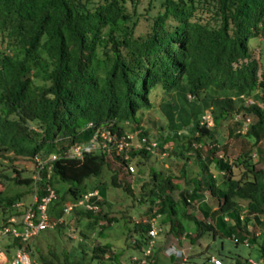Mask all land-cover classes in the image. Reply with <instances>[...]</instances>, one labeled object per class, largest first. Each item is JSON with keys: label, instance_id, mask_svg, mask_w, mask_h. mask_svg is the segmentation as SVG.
Listing matches in <instances>:
<instances>
[{"label": "trees", "instance_id": "16d2710c", "mask_svg": "<svg viewBox=\"0 0 264 264\" xmlns=\"http://www.w3.org/2000/svg\"><path fill=\"white\" fill-rule=\"evenodd\" d=\"M259 39L264 40V0H0V150L30 157L41 151L42 157L57 154L48 179L57 193L51 219L63 214L65 200L86 192L79 184L101 173L109 158L129 171L136 154H151L145 147L110 151L101 145L102 128L116 135L138 130L156 141L159 151H190L199 164L191 186L180 188L175 175L152 170V185L142 194L149 201L146 219L138 221V235L131 241L136 254L147 241L149 219L165 214L178 241L184 235L194 242L204 233L235 243L248 238L264 263V167L254 169L251 149L242 151L234 162L246 168L235 177L233 163L217 154L221 139L215 129L241 112L236 134L248 117L243 136L253 144L264 138V59L253 55L251 45ZM252 94L261 105L241 100ZM205 97L213 127L200 123ZM233 98L239 99L237 106ZM91 142L97 147L81 156L64 154L74 144ZM257 149L264 157V149ZM180 172L185 175L184 164ZM0 178L32 190L29 175L16 171L0 173ZM54 178L70 182L63 193ZM110 179L122 185L117 171ZM123 186L131 191L130 183ZM3 190L2 212L24 195ZM206 192L216 204L205 198ZM239 200L245 201L244 214ZM191 202L210 221L189 211ZM97 203V212L73 211L78 220L84 215L97 223L101 233L115 218L102 210V199ZM251 221L260 231L247 237ZM94 250L103 257L108 244ZM155 259L153 249L148 264H157ZM222 262L251 264L248 256ZM60 264L80 263L66 257Z\"/></svg>", "mask_w": 264, "mask_h": 264}, {"label": "rangeland", "instance_id": "374dc122", "mask_svg": "<svg viewBox=\"0 0 264 264\" xmlns=\"http://www.w3.org/2000/svg\"><path fill=\"white\" fill-rule=\"evenodd\" d=\"M251 45L253 55L255 57L259 56L263 60L264 40H254L251 42ZM189 98H193L191 94ZM206 98L200 99V102L204 106L202 113L207 112L209 114L210 122L207 126L213 127L215 125L211 121V105L205 100ZM233 99L235 106H237L240 102L239 99ZM241 100L245 103L253 101L259 102V99L254 94L244 95L241 97ZM259 105H261L260 102ZM239 115L241 118L242 113L240 112ZM237 118L238 115L223 119L217 128H215L217 136L221 139L217 154L233 163L232 167L235 177L242 175L246 168L234 162L237 161L236 157L242 151L251 149V160L254 162V169L264 167V157L261 158L259 156L257 149L259 147L264 149V138L258 140L257 144H253V140H248L247 137L243 136L247 127L243 123L239 129L240 134L237 135V120L240 119ZM174 148H169L170 151H159L156 146L150 155L136 154L130 162L133 170L127 167L129 171L126 170L124 165H120L117 159L109 158V165H105L101 173L87 177L83 183L79 184V190L84 192L97 188L100 199L103 202L101 205L102 210L106 211L109 216L115 218L112 223L103 227L100 233L99 225L91 222L88 217L78 215L80 217L78 220L77 211L63 214V221L60 226L55 225L45 228L32 240L31 258L36 264H44V261H46L45 264H60L64 262L66 257L80 264H134V258L132 256L137 255V251L132 246L131 241L138 235V221H144L146 219L145 212L148 210L149 201L142 199V194L152 185V170H157L164 176L168 174L175 175V180L178 181L180 188L191 186L190 178L198 175L199 164L192 152L185 151L180 153L175 151ZM37 154L42 156L43 152L41 151ZM32 164L30 156L15 155L11 151L0 150V173H6L12 176L18 171L22 176H31ZM182 164L185 165L184 176L180 175V167ZM114 171L118 172V179L122 183L121 186H115L111 183L110 176ZM211 172L215 173V170L211 168ZM53 182L58 186L60 193H63L70 185L69 181H63L59 178H54ZM125 182L130 183L131 191L124 189L123 185ZM1 188L4 189L3 192L7 193L16 191L24 192L22 199L25 201L30 197L29 192H27L28 186L15 185L5 178H0ZM178 192L179 189L177 188L172 191L175 199L178 198ZM68 196L71 197L69 194ZM205 198L210 203L216 204L215 199L210 198L208 192H206ZM239 201L242 206L241 211L244 214L246 212L245 201ZM52 204L49 206L48 211L53 209L50 208ZM188 210L194 212L198 218L210 221L209 217L203 216L197 203L191 202ZM9 211V208L4 212L0 209V223L3 214H7ZM164 217L165 214L156 215L155 217V222L157 224L159 223L158 225L162 228L161 232L155 238L153 245L155 253L158 255L157 264H171L172 259L169 258L166 248L172 243L177 244L180 250L179 252L182 253L181 257L187 258L182 264H211L209 257L213 254L220 258L217 254L218 252L222 255V260L228 263L238 257L244 258L248 256L257 259L259 254L258 246L257 244L250 243V240L247 245L243 242L235 243L233 239L228 237H219L218 235L211 237L209 233H204L194 242L184 235H181L182 238L178 241L169 232L170 222L168 220L165 221ZM192 225L193 223L189 222V226ZM252 230L259 232L260 225H255L251 221L248 224L247 237L251 236ZM195 234L192 233L193 236ZM9 240L10 238L8 237L1 239L0 244L3 245L4 250L9 249L5 246L6 241ZM106 243L108 244V250L104 253L103 257L99 256L101 254L98 253L99 251L94 250V248L97 245H104ZM13 252L14 249L10 248L9 253L12 254ZM114 254L117 256L112 260L110 257H107L108 255ZM8 257L9 255L5 253L3 258L6 259ZM181 257L174 256L179 261L182 259Z\"/></svg>", "mask_w": 264, "mask_h": 264}, {"label": "built area", "instance_id": "2783aa9c", "mask_svg": "<svg viewBox=\"0 0 264 264\" xmlns=\"http://www.w3.org/2000/svg\"><path fill=\"white\" fill-rule=\"evenodd\" d=\"M188 97H190L189 93ZM239 113L240 112H237L235 114V116L238 115V118H240ZM240 119H242V117ZM209 122V114L207 112L202 113L200 123L207 125ZM248 122V117L243 119V124L247 125ZM100 133L103 138L101 145L105 147L108 146L110 151L114 150L119 152L129 149L130 147H145L152 152L157 144L156 141L149 140L147 136L141 135L138 130H125L120 135H116L111 133L108 129L102 128ZM96 147L97 145L95 142L87 144L79 143L64 150V154L70 156H81L83 150H89ZM56 157V153L48 154L45 157L35 154L31 157L33 163L31 178L33 181L30 200L27 202H21L20 200L14 202L13 209L7 214H3V218L0 223V241L4 237H12L17 238L20 241V245L15 248L13 256L4 262H0V264H36V262L31 258L30 253L32 240L40 233V231L45 228L55 226L58 221H63L62 215L69 214L74 209L81 208L92 212H97L100 209L99 204L97 203L100 199L98 189H93L84 192L75 200L68 199L64 201L62 204L63 214L58 216L56 219H51L48 208L57 198V193L48 179L51 176L52 161ZM128 169L133 170V166L131 164L128 165ZM93 196H95V198H92ZM155 217L149 219L150 226L146 232L148 238L144 246L141 248V253L139 255L132 256L134 258V264H148V256L152 253L155 238L161 230L160 225L155 222ZM248 241V238L244 239V243L247 245ZM166 251L169 257L172 255L177 257L182 256V253L179 252L180 250L178 249L176 243L169 245L166 248ZM1 259L2 253L0 251V260ZM183 260L184 258L180 260V264H182ZM209 261L211 264H223L222 260L213 254L209 257ZM248 262L251 264H264L258 261V259H253L252 257H248Z\"/></svg>", "mask_w": 264, "mask_h": 264}, {"label": "crops", "instance_id": "0c3cea01", "mask_svg": "<svg viewBox=\"0 0 264 264\" xmlns=\"http://www.w3.org/2000/svg\"><path fill=\"white\" fill-rule=\"evenodd\" d=\"M30 193H31V191L29 192V196H30ZM21 202H27L28 200H30V197H29V199L27 200V201H25V200H23V199H19ZM18 201V200H17ZM12 210V209H11ZM10 210V211H11ZM1 213V212H0ZM8 238H10V240L9 241H6V245L5 246H7V248H13L14 249V252H15V248L16 247H18L20 244H17V243H15L14 242V240L15 239H17V238H12V237H8ZM14 242V243H13ZM0 246H1V248H0V251H1V253H2V259L0 260V262H4V261H6V260H8L11 256H13V254H14V252L12 253V254H10L9 253V249L8 250H4V247H3V245H1L0 244ZM8 251V252H7ZM5 253H7V255H9V257L8 258H3L4 257V255H5ZM31 254V253H30ZM159 254V253H158ZM155 261H157L158 259V255H157V253H155ZM169 258H171V256L169 257ZM154 259V258H153Z\"/></svg>", "mask_w": 264, "mask_h": 264}, {"label": "clouds", "instance_id": "9594fccd", "mask_svg": "<svg viewBox=\"0 0 264 264\" xmlns=\"http://www.w3.org/2000/svg\"><path fill=\"white\" fill-rule=\"evenodd\" d=\"M32 157V156H31Z\"/></svg>", "mask_w": 264, "mask_h": 264}]
</instances>
